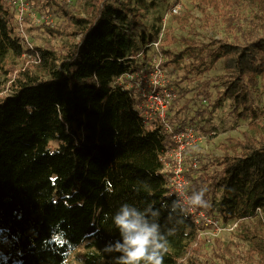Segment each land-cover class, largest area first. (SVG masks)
I'll return each instance as SVG.
<instances>
[{
	"label": "trees",
	"instance_id": "16d2710c",
	"mask_svg": "<svg viewBox=\"0 0 264 264\" xmlns=\"http://www.w3.org/2000/svg\"><path fill=\"white\" fill-rule=\"evenodd\" d=\"M131 1L86 0V15L71 14L65 1H45L56 2L72 22L69 35L79 39L60 54L36 47L32 53L45 75L18 71L0 99V235L8 239L0 264H66L87 238L89 247L102 249L98 264H114L120 254L105 252V245L119 239L112 216L124 203L158 210L161 231L175 230L167 235L164 264H185L181 259L200 226L188 211H171L177 197L162 160L171 141L161 122L145 118L141 95L130 96L126 79L117 81L136 69L140 51L129 35L130 16L155 7L152 0ZM198 1L207 21L213 15L206 5L234 39H219L216 48H201L204 54L189 45L172 61L190 52L198 68L208 56L222 58L226 95L243 107L239 116L258 119L249 87L264 75V0H256L247 28L235 9L238 0ZM24 52L13 5L0 0V71L11 53ZM217 163L212 174H197L192 162L185 171L190 194L204 187L209 201L211 190L221 192L219 213L212 204L202 209L219 223L264 212V136L246 134ZM257 237V264H264V236Z\"/></svg>",
	"mask_w": 264,
	"mask_h": 264
},
{
	"label": "rangeland",
	"instance_id": "374dc122",
	"mask_svg": "<svg viewBox=\"0 0 264 264\" xmlns=\"http://www.w3.org/2000/svg\"><path fill=\"white\" fill-rule=\"evenodd\" d=\"M45 1L40 0L36 6H32L39 15L48 16L49 22L37 23L32 18L27 19L29 39L34 48L42 47L60 54L73 40L79 39V35L70 36L72 22L58 9L56 2L49 4ZM152 1H155V7L144 10L141 17L134 19L130 16L129 35L140 48L139 54L133 59V66L136 69L162 67L166 84L174 85L178 90V100L169 110L170 123L174 127L194 124L199 135H202L199 141L187 149L185 162L188 166L197 159V174H212L220 169L218 158L225 152H232L236 140L243 139L246 134L252 137L264 136V75L259 76L258 85L249 87L250 105L260 113L259 118L254 119L253 115L245 118L239 116L238 112L243 107L237 109L234 99L226 95L222 80L225 74L222 58L216 60L208 56L198 68L193 66L190 52L180 61H172L173 56H177L189 45L195 46L199 54H204L201 48H216L219 39L233 40V34L225 30L221 18L212 7L206 5L207 14L213 15L207 21L198 0ZM238 2L235 9L240 11L247 28L246 18L256 10L257 1ZM65 4L64 8L71 14L86 15L88 12L86 0L65 1ZM134 4L135 1H131L130 5ZM174 5H178V13L166 16ZM47 26L52 27L55 33L47 30ZM32 50L29 49L30 52H24L21 56L11 53L6 59L0 71V99L10 93L9 86L18 71L31 68L33 72L45 75L37 66L40 59ZM117 81L121 82V79ZM52 145L57 144L53 142ZM220 198V190L210 191L209 203L214 206L216 213H219L217 204ZM220 221L223 229L211 224L197 229L181 261L185 264H257L259 249L254 242L257 236H264V219L261 215L255 214L233 222ZM236 221L237 226L230 224ZM228 223L230 225H226ZM91 241V238H87L73 249L67 264H90L89 260L98 264L97 256L102 253V249L89 247ZM7 242L6 236L1 234L0 255L5 251Z\"/></svg>",
	"mask_w": 264,
	"mask_h": 264
},
{
	"label": "built area",
	"instance_id": "2783aa9c",
	"mask_svg": "<svg viewBox=\"0 0 264 264\" xmlns=\"http://www.w3.org/2000/svg\"><path fill=\"white\" fill-rule=\"evenodd\" d=\"M61 1L70 2L72 0ZM11 3L16 13L21 47L25 52L29 49H33L32 51H34L35 48L31 44L28 35L27 19L32 18L37 23H43L44 21L49 22V18L48 16L39 15L33 9L30 0H11ZM178 11V5H174L166 16L172 13H178ZM163 73L164 71L161 66H155L153 69L145 67L126 72L119 80L121 79L123 81L126 79L124 87L129 90L130 96H136V93L141 95V106L144 110L145 118L148 121L157 119L162 123L163 131L169 136L171 142L162 160L164 163V171L167 173L169 187L176 195V186L178 184L183 183L186 186L189 185V180L185 174V171L188 170L187 163L185 162V153L189 147H192L200 140L202 135H199L194 124L174 127L170 123L167 118L168 110L173 101L178 97V90L174 85L166 84L167 80H165ZM192 165L197 167V159L192 162ZM188 195H191L189 191ZM187 211L200 227L211 224L218 229H223L221 223L213 216L208 215L204 209L190 208ZM257 214H260L264 219V212L261 209L257 210ZM230 224L237 226V221ZM230 224L228 223L226 225Z\"/></svg>",
	"mask_w": 264,
	"mask_h": 264
},
{
	"label": "clouds",
	"instance_id": "9594fccd",
	"mask_svg": "<svg viewBox=\"0 0 264 264\" xmlns=\"http://www.w3.org/2000/svg\"><path fill=\"white\" fill-rule=\"evenodd\" d=\"M188 191V186L183 183L176 186L178 199L171 206L172 212L210 207L205 199L206 188L193 190L191 195H188ZM159 215V211L152 208L140 210L128 203L120 206L112 216L119 239L105 245V252L120 254L114 257V264H164V256L169 248L167 235L174 234L175 230L168 229L167 235L162 232L155 219Z\"/></svg>",
	"mask_w": 264,
	"mask_h": 264
}]
</instances>
